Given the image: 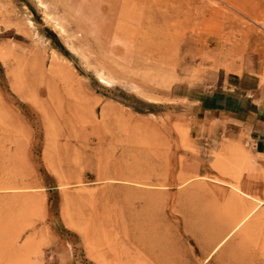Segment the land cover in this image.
<instances>
[{"label":"rangeland","instance_id":"374dc122","mask_svg":"<svg viewBox=\"0 0 264 264\" xmlns=\"http://www.w3.org/2000/svg\"><path fill=\"white\" fill-rule=\"evenodd\" d=\"M246 77L264 0H0V264H264Z\"/></svg>","mask_w":264,"mask_h":264},{"label":"crops","instance_id":"0c3cea01","mask_svg":"<svg viewBox=\"0 0 264 264\" xmlns=\"http://www.w3.org/2000/svg\"><path fill=\"white\" fill-rule=\"evenodd\" d=\"M235 86L233 91L219 96L220 98L223 97V100L219 102L221 108L219 112L231 117L230 120L234 123L229 125L234 131L247 122L259 119L256 123H259L260 126L258 124L254 131L255 135L250 138L251 141L247 145L255 158L259 157V159H262L264 157V96L262 91L258 89L257 81L252 78L240 79L238 85ZM250 179L246 178V192L262 194L264 192V183L261 184V181L258 183L253 181V178Z\"/></svg>","mask_w":264,"mask_h":264},{"label":"bare ground","instance_id":"6f19581e","mask_svg":"<svg viewBox=\"0 0 264 264\" xmlns=\"http://www.w3.org/2000/svg\"><path fill=\"white\" fill-rule=\"evenodd\" d=\"M220 57H222V56H220ZM100 79V82H102V83H105V81H104V79L102 78V77H100L99 78ZM255 210V209H254ZM251 212H254L253 210L251 211ZM250 215V214H249ZM246 218H248V216L246 215V216H244L239 222H237L234 226H233V230L234 229H236L237 227H239V225H241V223L244 221V220H246ZM255 221V220H254ZM243 224V223H242ZM240 228V227H239ZM238 228V229H239ZM255 229V228H254ZM254 234V233H253ZM241 247V246H240ZM242 248H243V246H242ZM241 249V248H240ZM245 249V248H244ZM243 249V250H244ZM242 250V251H243ZM245 252V251H244ZM245 254V253H244ZM251 254V253H250ZM245 256H247V255H245ZM248 259H249V257H248ZM250 259H251V257H250Z\"/></svg>","mask_w":264,"mask_h":264}]
</instances>
